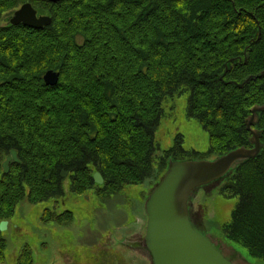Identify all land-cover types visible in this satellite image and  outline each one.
<instances>
[{
  "label": "trees",
  "instance_id": "1",
  "mask_svg": "<svg viewBox=\"0 0 264 264\" xmlns=\"http://www.w3.org/2000/svg\"><path fill=\"white\" fill-rule=\"evenodd\" d=\"M27 2L52 23L0 25V157L14 149L20 159L0 171V222L21 200L58 202L62 170L76 193L97 185L92 168L106 194L141 182L158 153L163 102L184 91L212 152L251 146L245 121L264 103V77L238 88L220 76L228 67L224 80L240 83L264 72V0H0V17ZM51 69L60 78L48 86ZM256 127L264 144V112ZM233 169L226 191L239 200L226 237L264 260V183H253L264 178V149ZM4 243L0 231V260Z\"/></svg>",
  "mask_w": 264,
  "mask_h": 264
},
{
  "label": "rangeland",
  "instance_id": "2",
  "mask_svg": "<svg viewBox=\"0 0 264 264\" xmlns=\"http://www.w3.org/2000/svg\"><path fill=\"white\" fill-rule=\"evenodd\" d=\"M19 7L2 13L0 25H7L10 14ZM37 13L50 16L45 10H37ZM77 40L82 42L83 38L78 36ZM188 98L189 92L184 91L163 102V115L155 132V153H158L153 159L152 173L141 182L127 183L111 194H106L104 189L99 191L97 183L93 188L76 193L68 171L62 170L61 176L62 172L67 175L61 182L63 193L58 202L49 198L39 203L26 199L17 203L1 231L5 243L0 264H15L20 259H29V264H152L146 249L127 243L144 237L145 201L167 170V152L176 147L178 160L220 156L210 149L209 133L197 119L189 116ZM3 156L0 157L1 172L6 155ZM162 156L163 161H160ZM12 162L8 163V171ZM97 172L100 173L96 168L91 169L92 178ZM234 174L233 169L226 179L194 192L190 201L191 219L200 232L212 237L221 251L240 259L242 264H264V260L252 256L240 243L226 237L224 228L231 223L239 200L226 191L228 180ZM253 183H264V178ZM46 211L61 215L62 222L45 220Z\"/></svg>",
  "mask_w": 264,
  "mask_h": 264
},
{
  "label": "water",
  "instance_id": "3",
  "mask_svg": "<svg viewBox=\"0 0 264 264\" xmlns=\"http://www.w3.org/2000/svg\"><path fill=\"white\" fill-rule=\"evenodd\" d=\"M56 2L57 0H48ZM8 23L23 24L30 28L40 29L52 23L48 15H39L31 3H24L13 11ZM248 56H245L247 62ZM232 63L235 60L231 59ZM225 84L243 88L250 80L264 77V72L250 75L240 83L225 81ZM44 83L56 85L59 72L48 70L43 75ZM246 119V126L251 133V146H240L223 155L211 159H169L167 170L160 182L153 188L145 201L146 225L144 237L138 241L128 242L131 247L144 248L151 254L153 264H242L239 260L226 255L209 237L200 232L191 219L190 201L198 189L223 179L233 168L244 161L257 157L264 144L261 141L262 131L256 126L260 114L264 112V103L254 105ZM17 162L16 152L9 150L1 164L3 173L8 172V163ZM67 173L62 172V177ZM94 181L103 184L100 173H95ZM6 221L0 222V231L5 229Z\"/></svg>",
  "mask_w": 264,
  "mask_h": 264
},
{
  "label": "bare ground",
  "instance_id": "4",
  "mask_svg": "<svg viewBox=\"0 0 264 264\" xmlns=\"http://www.w3.org/2000/svg\"><path fill=\"white\" fill-rule=\"evenodd\" d=\"M146 225V224H145ZM144 233H145V231H144ZM140 240V239H139ZM147 251V253H148V255H149V257L151 258V254H150V252L148 251V250H146ZM151 262H152V258H151ZM153 264V263H152Z\"/></svg>",
  "mask_w": 264,
  "mask_h": 264
},
{
  "label": "flooded vegetation",
  "instance_id": "5",
  "mask_svg": "<svg viewBox=\"0 0 264 264\" xmlns=\"http://www.w3.org/2000/svg\"><path fill=\"white\" fill-rule=\"evenodd\" d=\"M7 154H8V152H7V153H5V155H7ZM5 155H4V156H5ZM4 156H3V157H4Z\"/></svg>",
  "mask_w": 264,
  "mask_h": 264
}]
</instances>
